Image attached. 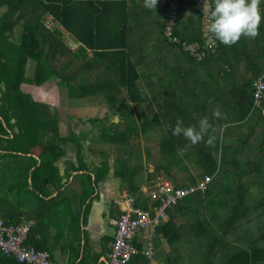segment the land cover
I'll use <instances>...</instances> for the list:
<instances>
[{"label": "trees", "instance_id": "trees-1", "mask_svg": "<svg viewBox=\"0 0 264 264\" xmlns=\"http://www.w3.org/2000/svg\"><path fill=\"white\" fill-rule=\"evenodd\" d=\"M171 1L158 0L152 11L143 6L144 0H0V188L4 184L1 182L6 180L11 182L7 188L13 194L16 191L30 192L27 177L29 175L35 192L42 190L43 187L44 192L50 187L51 191L58 192L56 197L45 201L48 213L55 217L58 212L53 210L58 208L61 211L62 206L57 203L59 200L62 201L64 189L68 206L75 204L77 200L78 204L82 203L84 198L96 190L100 182L111 176L112 169V176L124 181L123 176L127 174L128 167L118 169L116 166L121 157H116L113 161L115 168L107 157L103 158L101 163L89 167L81 153V149L86 148L81 141L82 136L85 137L84 132L70 128L68 134L64 136L60 134L59 117L55 113L52 114V111H56L59 106L61 87L67 89L70 99L81 100L93 95L95 88L108 90L117 87L116 77L119 87H123L122 91L119 90L123 97H118V101H121L125 108L129 103L152 101L158 111L156 122L172 118L169 120L176 123L178 119H182L183 126L186 121L197 129L199 120L194 118L196 117L194 112H199L208 119H221L220 115L216 116L214 113L217 110L224 113L228 109L220 111L212 110L211 107L217 99L227 97L225 101L232 106L227 116L231 122L239 123L238 127L234 128L233 124L229 127V144L224 143L220 148L213 132L203 136L200 145L204 152L202 160L198 161L202 169L198 176H190V179L184 181L181 173L176 174L174 170L173 172L170 170L172 166L162 167L156 161L153 162L155 165L153 171L150 172L146 168L147 173L142 176L141 181L145 180L146 184H150L148 185L150 189L155 188L156 183L162 179H171L176 188L196 186L199 182H204L205 177L212 180L206 183L205 188L196 189L168 208L167 218L158 226L152 239V253L150 255L146 253L147 241L139 242L140 254L134 256L127 264L139 262L148 264L151 259L163 264H183L181 257L175 254L173 248V242L180 240L183 235L196 242V249L189 254V264H264V239L257 235L260 230L253 227L254 217L249 216L251 208L243 205L240 207L242 197L250 200L251 187L245 186L246 181L252 182L254 178L264 174V118L262 119L264 88L256 97L254 87V80L260 75L264 81V20L255 39L242 36L230 46L218 41L213 44L203 37V0H178L174 18L168 14ZM45 14L53 15L57 20L53 28L44 25L42 20ZM150 16H154L152 20L156 23L158 32L153 36L152 48L167 49L176 58L175 63L169 64L170 61H167L165 55L160 54L161 50L154 53L152 49L149 50V54L153 56L152 60L155 59L152 63V60L147 61L148 53L133 58L128 43L130 36L133 35L130 27L137 26L136 23L138 27L143 25L146 20H150ZM141 20L142 24H139ZM170 23H173L169 27L170 34L166 35L165 31ZM65 31L73 40L80 43L76 49H72L67 43L65 47L62 40ZM193 43L199 48L196 56L186 49ZM88 49L91 50L92 56L88 55ZM220 55L224 63L219 61ZM183 60L195 68L201 67L200 69L207 72L212 79L231 77V83L226 80L228 91L224 92L226 87L220 96L206 94L204 91L206 96H199L196 86L193 84L189 86L185 81L190 69L183 71L178 66ZM95 63L101 64V73L77 80V77L89 72ZM112 71L115 77H111ZM53 77L58 78L56 82L49 88H44L43 85ZM143 77L151 79L145 83ZM142 84L146 85L144 89L141 88ZM212 87L213 92L222 88L221 81L215 80ZM181 94L186 95L187 100L191 102L193 117L181 104L179 105L181 111L177 112V115L164 107L165 104L182 101ZM200 97L205 100V106L210 107L206 111L204 104L199 107L195 104ZM202 101L200 99V102ZM255 102L261 103L262 108L258 110ZM127 109L120 114L123 127H120L114 118L89 119L91 127L98 130L99 138L103 142L117 144L131 141L133 137L138 136L137 133L144 125L134 121L132 114L126 113ZM252 110H257L256 113L253 111L255 119H247L249 111ZM155 126L161 125L158 123ZM175 126L176 124L169 125L167 131L161 134L159 148L162 149L164 158L167 155L165 158L167 163L182 169L178 159L182 158L178 153V146H181L179 143H182L183 137L172 134ZM238 128L239 131L235 132ZM209 130L210 128L207 133ZM236 133L242 137L237 141ZM252 136H261L263 144L258 147L260 157L253 165L254 169L251 167L247 173H241L244 163L236 158V143L245 145ZM209 139L211 143L208 142ZM69 147L74 149L76 158L72 160L66 158L64 164L63 161L59 163L60 159L65 158ZM227 148L231 152L230 158L225 157ZM198 150L202 154L201 149ZM122 158L130 161L127 157ZM169 158L172 162H169ZM247 162L248 160L245 161ZM63 165L66 166L64 172L61 170ZM230 165L235 167L231 174L226 170ZM7 167L8 172L5 169ZM20 171L26 177L21 180L18 178L14 184ZM222 175L227 176V179H223ZM76 176L81 179L75 180ZM127 185L129 186L119 194L124 196L129 194L128 196L133 197L138 206L159 205L163 198L161 194L157 199H152L150 191L148 194H142L139 190L140 184L136 190L131 183L128 182ZM70 188H75L76 194ZM128 189L134 190L129 192ZM225 192L228 193L227 196ZM3 198L0 192V203L3 202ZM231 199H235L236 202L230 208ZM254 204H259L258 199ZM221 207L230 209L226 218L231 220L227 224L229 231H233L234 226H237L242 233L234 235L219 232L214 221L218 222L221 217L217 214V211L221 212ZM66 212L75 216L70 207ZM4 218L14 223L21 221L7 216ZM74 219L78 221L79 218ZM53 221L54 219H50V223ZM30 234L31 232L28 233L27 241L31 242ZM229 234L233 235L236 243L243 241L245 245L234 246L233 241L228 240ZM27 243L35 249L48 250L51 259L56 261L49 243L43 245L41 242ZM78 247L79 245L77 249ZM3 261H7V264H28L0 251V263ZM95 261L93 259V264Z\"/></svg>", "mask_w": 264, "mask_h": 264}, {"label": "rangeland", "instance_id": "rangeland-1", "mask_svg": "<svg viewBox=\"0 0 264 264\" xmlns=\"http://www.w3.org/2000/svg\"><path fill=\"white\" fill-rule=\"evenodd\" d=\"M260 8H261L262 14H264V4H261ZM172 24L173 23H170V25H168L167 27H171ZM155 27H156V23H154L153 21L147 24H143L139 27L137 26L130 27L131 34L133 35L130 36V40L128 43H129V47H130L133 58L135 57L139 58L140 55L145 56L149 52L152 46V42H153ZM165 34H166V31H165ZM62 40H63V43H65L64 44L65 47H67L66 43L67 44L69 43L68 36L66 35V38H63ZM194 44L196 43L191 44L187 48L190 53L192 52V54L196 56L198 48L193 46ZM156 50L160 51V48L154 47L152 49V52L154 53ZM160 54L162 56L165 55L164 57L167 59V61H170L169 64L175 63L176 58L172 56L167 49L162 50ZM152 58L153 56H150L147 61H151ZM154 61L155 59H153L151 63ZM219 61L221 63H224L221 55H220ZM143 65L145 66L146 64H143ZM178 66L183 71H185L186 69H190L189 76L185 77L186 79L185 81L189 86L191 84L196 86L197 88L196 91L199 94V96H206L203 93V91L206 94L211 95L213 93V95L220 96L222 91L227 87L226 80L229 83H231L232 81L231 77H226L227 79H225V77L224 79L222 77H216L212 79L209 75H207V72H204L202 69H200L201 67L195 68L188 61L183 60ZM242 66L244 67L245 63H243ZM101 67L102 66H100L99 64H95V65L93 64V66L89 69V72H87L85 75H81V77H77V80H81L83 79V77L84 79H87L89 76L92 77V75H94L95 73H98V72L101 73V70H102ZM110 74H112L111 77L116 76V75H113L115 74L113 71L110 72ZM57 79H58L57 77H53L49 79L47 83L43 85V87L49 88L51 85H53L56 82ZM150 79H151L150 77H143V82L147 83L148 81H150ZM99 80L102 81V79H99ZM178 80L181 81V78H179ZM215 80L221 81L222 88H218L217 90H215V92H213L214 88L212 87V84L215 82ZM115 82L118 84L117 85L118 89H115L117 87H114L108 90L107 89L99 90L95 88L93 95H89L86 99H81V100L70 99L67 94V89L64 87H61L59 91V106L57 107L56 111H52V114L55 113L59 117L58 130L61 135L64 136L68 134L70 128H73L77 130L78 132H84L85 137L82 136L81 141L82 143H84V146H86V148H84L83 150L81 149V153L84 155V160L89 164V167H92L91 163H101L102 159L105 157L109 159L110 164L113 163V161H115L116 157H121L119 158V161L117 162V165H116L118 169H123L125 167L126 168L128 167L127 174L123 176L124 181H122L121 178L109 176L108 178L111 180V182L107 184L106 186L107 179L105 180L104 189L105 187L107 189L104 191V195H105L104 206H105L106 212L113 210L115 208V205H113V202L116 196L119 195V192H123L129 186V185L126 186V183L128 182L131 183L132 187L133 188L135 187V190H136L137 185H139L142 180V176H145V173H147L146 171L147 166L150 165V168H153V170L155 169V165L153 163L154 161H156L162 167L172 166L170 170L171 171L174 170L176 174L181 173L182 180L187 181L188 179H190V176L199 175L202 168L200 167V164L198 163V161L202 160V156L204 152L202 150V146L200 145V141L202 140H200L197 143H192L188 138H186L185 136L181 134L180 136L183 137V140L181 144L179 143V145L181 146H178V151H179L178 153L182 156V158L178 157V159L180 160L179 163L182 164V169H177L176 167H174L175 165L167 163L165 159L167 155H165V158H164L163 151L162 149L159 148V142L161 140V134H164V132L167 131L168 126L171 124H176V123L174 120L170 121L172 118H169V117L168 118L170 120L160 119L158 120V122H156L158 119V117H156V113H158V111L156 110L157 107L154 105L152 101L149 103H140V104L129 103L128 106L126 107L128 108L126 110V113H128L129 115L131 113L132 114L131 116L134 119V121H136L140 125L141 124L144 125L141 127L142 130L137 133L138 135L137 137H133L131 141H124L122 143L119 142L117 144L103 142L99 138L98 130L96 128L91 127L89 119L106 118V119L111 120L116 115H118V122L120 124V127L124 126V123L122 121V117H120V114L124 112L126 108L122 105L121 101H118V97L120 98L123 97L121 92L119 91L121 90V88L123 89V87L122 86L119 87L120 84H119L118 79H116V77H115ZM155 83L159 84L156 81ZM173 84L175 85L176 83H173ZM145 86H143L142 84L141 88L144 89ZM159 89H162V88H159ZM228 89L229 87H227L224 92H227ZM118 91H119V94H117ZM143 93H145V91ZM180 96L182 98V101L179 100L178 103L172 102L171 104H165L164 107L171 112H175L177 115V112L180 113L181 111L180 110L181 108L179 109V105L181 104L182 108L184 107L185 111L190 116H192L191 113L193 112V108H192L191 102L187 100L186 95L181 94ZM226 98L227 97H222L221 100L217 99V101H214L215 104L211 107L212 110L213 109H219L220 111H224L225 109H228V110H226V112L224 113L220 112L221 119H212V118L208 119L209 124H210V127H209L210 130L208 133H206V134H209L213 132L212 134L215 138V141L219 142V148L222 146V144L224 145V143L229 144L228 142L229 127L233 124L234 128H237L239 124V123L235 124L234 122H231L230 118L227 116V113L231 112L232 106L228 105V102L225 101ZM200 99L201 101L203 100L204 102L203 101L200 102ZM255 103H256L258 110L262 108L261 103H258V102H255ZM195 104L198 107L203 106V104L205 106V100L200 97L197 99ZM205 107H206L205 111L206 109L210 108L209 105H206ZM202 110L204 111V109ZM253 111L255 110L249 111L248 115L255 118V113L257 110L255 111V113ZM194 113L196 116L194 118L198 119L199 121L203 118V115L200 114L199 112H194ZM262 114H263V117H262L263 119L264 118V108L262 109ZM171 116H174V115H171ZM150 121H154V123H151ZM158 123L161 125L160 126L161 128L159 126H155ZM125 125H127V123H125ZM190 125H191L190 123H187L185 121L184 127H189ZM238 131H239V128L235 130V132H238ZM237 134L238 133H236V137H237L236 141L242 138V137H239ZM261 140H262L261 136H252L251 139H249L245 143V145H240L236 143L237 144V150H235L236 158L240 162H245L246 160L252 161L255 159L259 160L260 151L258 150V147L261 144H263ZM203 143H205V141ZM69 149L67 150V152H73L74 158H76L74 149L72 147H69ZM198 149H201L202 154L200 153V150ZM241 149H242V152L239 154ZM127 153L131 154L130 161H125L122 158ZM220 155H221V152H220ZM223 155H224V152H223ZM230 155H231V152L227 148L225 150V157L230 158ZM169 160H170L169 162H172L170 158ZM225 160L226 159L224 158V162ZM112 165H113L112 167L115 168V165L114 164ZM254 168L255 166L253 167V169ZM223 169H224V164H223ZM234 169L235 167L230 165L226 170L227 172L229 171L231 174V172ZM240 172L244 173L245 170L242 169L240 170ZM224 173L225 172H223V174ZM228 175L229 174H227V176ZM227 176L224 177L222 175V178L227 179ZM79 179H81V177H78V176L75 177V180H79ZM254 179L255 180H252V182L246 181L245 186L250 185L251 187L250 189L254 192L258 191V195L254 196L250 192V195H249L250 200H248V198L246 197H242L240 199V207H242L243 205V206H248L249 208H251L249 216L250 217L256 216L253 219V227L255 229L260 230L259 233H257V235L259 234L261 236L260 239H264V204L258 205L257 207L254 206V201L256 199L262 196L264 197V187H263L264 186L263 185L264 184V174ZM210 180L212 179L207 178L203 183H207ZM242 181H245V180H242ZM10 183L11 182L9 181L8 182L5 181L4 184H2V186L4 188H7ZM109 187L111 188L108 189ZM70 189H72V192L76 194L75 188H70ZM6 190L8 192L9 189L7 188ZM128 190L129 192H133L132 190L134 189H128ZM0 192H1V195L5 194V192L3 193L1 190ZM25 193H28V192H24L21 196L23 195L25 196L26 195ZM29 193L30 195L31 194L33 195V198L35 200V195L33 194V191H30ZM225 195L227 196L228 193L225 192ZM16 196H17V199H19L18 197L19 195H16ZM234 202H236L235 199H231L230 208L234 206L233 205ZM40 210H41L40 212L41 215L44 214L45 216L47 215L49 216L50 213L48 214V211L44 206H40ZM220 210L221 212L217 211V214L221 217H219L218 222L214 221L219 232L234 233V235H237L236 233H241L240 230L237 229V226H234V228L232 229L233 231L230 230L231 232L228 229L227 224H229L231 220L230 219L227 220L226 218L229 216L228 213L230 212V209L228 210L225 207H221ZM261 212L263 213L260 214ZM246 218L248 219L249 217H246ZM107 225H108V221H107ZM227 237H228V240L233 241V245L236 247L245 245L243 241L236 243L233 235L231 234H229ZM195 244L196 242L194 243L191 238H188L185 235H183L180 238V240L173 242V248H174L175 254H177V256L179 254V257H181L183 261L181 263L183 264L190 263L189 254L196 249ZM232 249L234 250L233 247ZM195 260H196V257L194 258V263H195ZM7 263H8L7 261H3L2 264H7ZM148 264H163V263L156 262L151 259Z\"/></svg>", "mask_w": 264, "mask_h": 264}, {"label": "crops", "instance_id": "crops-1", "mask_svg": "<svg viewBox=\"0 0 264 264\" xmlns=\"http://www.w3.org/2000/svg\"><path fill=\"white\" fill-rule=\"evenodd\" d=\"M154 16H150L149 17L150 20L149 21L146 20L145 23L143 24H147L153 21L152 19ZM139 24H142V20L140 21ZM136 25L138 27L137 23ZM156 29L157 27H155L154 36L156 33L158 34V32H156ZM152 46L150 48V51L151 49H153ZM160 50L162 51L164 50V48H160ZM150 56L151 55L149 54V57ZM95 64H99L101 66L100 63H95ZM241 105L242 108H244L243 104ZM252 118L253 120L255 119L254 117L247 115V119H252ZM242 149L240 150L239 154L242 152ZM73 155H74L73 152H67L65 158L62 159L63 164L66 158L72 160L74 158ZM130 156L131 154L129 153L124 155V157H127L129 159ZM255 161H257V159L248 161L247 163L243 162L244 166L242 167H244L245 170L244 173H247L249 169L253 167V165H255ZM91 164L93 165L99 163H91ZM65 167L66 166L63 165L61 169L62 172H64ZM5 169L6 172L9 171L8 167ZM147 169L150 172L153 171V168H150V165L147 166ZM112 173H113V169L111 170L110 173L111 176ZM17 174L19 177H17L16 181H14V184L17 183L18 178H20L21 180L26 177L22 171H20ZM27 177L29 179L28 181L30 184L29 190L33 191V194L35 195V200L33 198V195L32 194L30 195L29 192L25 193L26 194L25 196L24 195L21 196L24 192L16 191L15 194H13L12 192L9 193V191L7 192V190L1 185L0 190L3 193L5 192V194H3L4 197L3 202L0 203V214L3 216V218L7 216L15 220L24 219L26 221L32 222L33 228L30 234L31 242L30 240H28V242L30 244H34V243L38 244L41 242L42 245L44 243L45 244L49 243L52 246L50 250L52 251V254L56 260L55 261L56 264H93V259L96 260L95 264H107V253L109 249V243L112 241L115 232V226L113 224V220L121 213V206H124V203L121 202V199L129 198L130 197L128 196L129 194L127 196L121 194L117 195L113 202L115 208L113 210L106 212L104 206V201H105L104 191L107 189L106 187L104 189L105 181L100 182L97 185L96 190L89 197L84 198L83 202L80 204H78V200H77L76 202L74 201L75 204H71V205L68 204L67 206L66 189H64L63 193L65 195L62 198V201L59 200V202L57 203L58 205L62 206L61 211H59L58 208H55L53 211L58 212V214L55 217H51V214L49 213H48L49 216L48 215L45 216L44 214L41 215L40 206H44L48 210L45 201L53 197H56L58 192H56L55 190L51 191V187L50 189L47 190V192L43 191L45 187H43L42 190H36L35 192L32 189L31 177L29 175H27ZM5 181H2L1 183ZM110 182L111 180L107 178L106 186ZM148 185L150 184H146L145 180L140 182L139 190L140 192L143 191L142 194H148L146 193L147 192L146 189H148V191L154 189V188L150 189ZM110 188L111 187H109L108 189ZM251 193L254 196L258 195V191L254 192L251 190ZM16 195H19L18 196L19 199H17ZM258 202H259L258 205H263L264 197L258 198ZM258 205L254 204V206L256 207ZM68 207L72 208V213L75 216H72L71 214L66 212ZM262 213L263 212H261L260 214ZM74 217H76V219L79 218L78 221H76ZM253 217L255 218L256 216ZM50 219H54L53 223H50ZM107 221H108V225H107ZM36 222H37V226H36ZM77 245H79L78 247L79 249H77ZM137 264H141V263L139 262Z\"/></svg>", "mask_w": 264, "mask_h": 264}, {"label": "built area", "instance_id": "built-area-1", "mask_svg": "<svg viewBox=\"0 0 264 264\" xmlns=\"http://www.w3.org/2000/svg\"><path fill=\"white\" fill-rule=\"evenodd\" d=\"M177 1L172 0L170 3V9L168 11L170 17H173V14L176 13ZM50 19V16L46 17L44 23L46 27L52 28L56 24L53 25ZM203 23V37L211 41L213 38L207 32L205 15H203ZM166 34H170L169 27H167ZM66 35L69 37V33L65 31L64 38H66ZM68 41L72 49L77 48V43L72 42L69 38ZM193 46L198 48L197 44ZM201 54H204V52H201ZM259 94L260 92L257 91L255 94L256 97ZM207 178L209 177H205L204 181ZM205 186L206 183L201 181L196 186L176 188L170 180L162 179L149 192L154 200L158 198V195H163L159 205L142 207L136 204L133 197L125 198L123 200L124 206L122 207V213L115 220V233L113 240L109 243L107 264H126L134 255L141 251L138 243L142 240L143 242L147 241L148 249L146 253L150 255L152 253V239L155 236L158 226L167 218V209L175 205L179 200H182L187 194L198 188L203 189ZM31 227L32 222L30 221L22 219L19 223H14L8 219H4L0 214V251L6 255L9 254L15 257L19 262L28 264H56L51 259L49 252L35 249L26 242Z\"/></svg>", "mask_w": 264, "mask_h": 264}, {"label": "clouds", "instance_id": "clouds-1", "mask_svg": "<svg viewBox=\"0 0 264 264\" xmlns=\"http://www.w3.org/2000/svg\"><path fill=\"white\" fill-rule=\"evenodd\" d=\"M157 2L158 0H144L143 6L146 9L154 11ZM261 4H264V0H203V15L206 16V29L213 38L210 42L215 43L218 41L219 43L230 46L236 43L242 36L249 39H255L259 35L260 24L262 20H264V14H262L260 8ZM48 16L51 17L50 22L55 25L57 20L53 15L50 14L44 15V18L42 20L43 23ZM70 37L71 36L69 34L68 38L70 39ZM70 40L77 43L78 46L80 45V43L73 40L72 37ZM87 53L89 56H92L91 50L88 49ZM262 77L263 76L260 75L254 80L255 94L257 91L261 93L262 89L264 88V81ZM214 114L216 116L220 115L218 110ZM116 116L118 117V115ZM209 127L210 124L207 117H203L199 121L198 129L195 126L184 127L183 120L178 119L176 122V126L172 130V134L175 136H179L182 134L192 143H197L207 133ZM208 142L211 143V139H209ZM148 192L149 191L147 190V193ZM123 200L124 199H121V202H123ZM122 207L123 206H121V213ZM121 213L113 220V224L115 227V220L118 219ZM32 228L33 227H31V230ZM141 242H143V240ZM138 254L134 256H137Z\"/></svg>", "mask_w": 264, "mask_h": 264}, {"label": "water", "instance_id": "water-1", "mask_svg": "<svg viewBox=\"0 0 264 264\" xmlns=\"http://www.w3.org/2000/svg\"><path fill=\"white\" fill-rule=\"evenodd\" d=\"M114 121H115V122L118 121V117H117V116L115 117ZM61 161H62V159L59 160V163H60Z\"/></svg>", "mask_w": 264, "mask_h": 264}]
</instances>
